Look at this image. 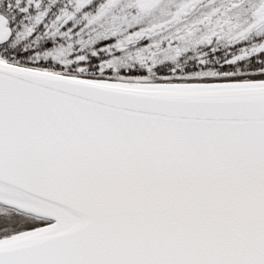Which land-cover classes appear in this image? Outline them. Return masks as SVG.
Segmentation results:
<instances>
[{"label": "snow or ice", "instance_id": "6c2138e0", "mask_svg": "<svg viewBox=\"0 0 264 264\" xmlns=\"http://www.w3.org/2000/svg\"><path fill=\"white\" fill-rule=\"evenodd\" d=\"M0 264H264V0H0Z\"/></svg>", "mask_w": 264, "mask_h": 264}]
</instances>
